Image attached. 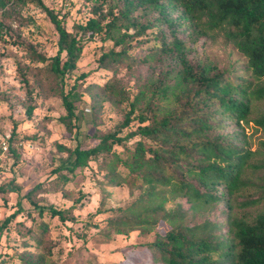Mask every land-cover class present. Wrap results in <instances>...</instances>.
Listing matches in <instances>:
<instances>
[{"label": "trees", "instance_id": "trees-1", "mask_svg": "<svg viewBox=\"0 0 264 264\" xmlns=\"http://www.w3.org/2000/svg\"><path fill=\"white\" fill-rule=\"evenodd\" d=\"M88 1L89 17L75 21L69 29L66 15L50 9L43 0H0L4 17H11L16 6L31 3L52 24L56 36L52 55L18 42L28 50L30 61L40 64L36 69L42 74L37 79L38 95L45 92L44 96L60 97L65 108L60 119L69 132L76 129V138L80 125L74 99L85 102L89 97L90 120L103 102L116 108L123 103L129 106L113 130L95 129V144L78 141L70 147L56 143V150L66 156L56 158L52 174L64 183L77 169L101 156L104 184L126 185L130 192L138 189V194L125 206L96 212L110 214L106 228L116 234H153L151 241L143 243L153 262L264 264V210L253 216L233 213L235 206L244 208L264 199V184L257 197L237 198L249 184L248 171L264 167V141L260 142L263 158L254 160L260 149L250 148L243 127L250 121L252 102L264 99V0ZM3 32L7 31L0 23V36ZM95 36L112 44L98 57V67L110 74L81 92L77 82L70 84L69 76L84 46ZM217 37L242 59L218 62L194 55L196 43ZM143 63L150 67L131 95L117 74L123 69L134 71ZM17 68L31 96L33 87L26 72L21 64ZM33 109L29 104L27 114ZM134 119L137 125L131 129ZM253 122L264 130V112ZM15 128L10 131L11 163L5 176L11 179L8 183L5 177L0 180V191L13 183L21 161ZM39 188L38 184L24 195L39 216L46 213L62 224L76 220L72 211L82 205L85 195H78L69 207L57 208L32 199ZM9 189L16 191L11 185ZM176 199L171 207L166 206ZM17 204L18 209L0 223V234L21 212V201ZM32 230L36 231L34 242L43 245L48 224L41 221L26 233ZM51 253L50 247L41 251L25 248L17 258L19 264H46Z\"/></svg>", "mask_w": 264, "mask_h": 264}, {"label": "rangeland", "instance_id": "rangeland-1", "mask_svg": "<svg viewBox=\"0 0 264 264\" xmlns=\"http://www.w3.org/2000/svg\"><path fill=\"white\" fill-rule=\"evenodd\" d=\"M43 2L60 15H66L65 24L69 29L75 21L85 20L90 15L91 4L88 0ZM0 23L7 31L0 36V131H11L13 125H16L21 157L13 183L6 184L4 191H0V223L18 209L17 201H21L22 207L21 212L0 234V264H19L17 255L23 249L41 251L44 247H50L52 251L46 264H159L150 259L148 251L143 247L145 241L152 240L153 234L146 237L138 235L137 231L125 235L116 234L106 228L110 214L96 212L98 208L125 206L138 194V189L130 192L126 185L104 184V171L99 169L101 156L91 160L87 167L77 169L73 177L67 178L64 183L51 172L57 165L56 158L66 156L56 150V143L70 147H74L78 141L82 145L95 144V129L113 130L122 121V112L129 109L128 104L123 103L121 108H116L108 102H103L95 118L90 120L89 97H85V102L74 99L80 125V134L76 138V129L69 132L60 119L65 114L60 97L51 94L44 96L45 92L38 95L37 79L42 74L39 75L36 69L40 64L31 62L28 50L18 42L32 44L46 56L52 55L55 52L53 42L56 36L48 17L40 7L30 3L16 6L11 17H4L0 10ZM111 46L109 41H100V36H95L93 41L86 44L76 68L69 76L70 84L77 82L78 90L83 92L90 83H102L110 72L98 67V57ZM194 46L196 57L208 56L218 62L242 59L231 45L224 44L221 37L205 44L200 41ZM18 64L25 70L33 87L31 96L21 80ZM148 67V63H143L137 65L134 71L123 69L117 74L120 82L131 91V95L145 78ZM29 104L34 106L31 115L26 112ZM263 112L264 99L254 100L250 121L243 125L250 148L260 149L259 153L254 155V160L263 158L260 142L264 141V130L256 126L253 119ZM135 125L136 119L130 123L131 129ZM114 149L122 152L121 146L115 145ZM119 170H123L122 167H119ZM245 177L249 184L238 193L239 200L255 198L260 194L261 184H264V167L255 172L249 170ZM5 178V183H8L11 175ZM38 184L40 188L31 194L32 199L57 208L69 207L78 195H85L81 200L82 205H76L72 211L76 220L62 224L46 213L39 216L38 210L34 209L24 196ZM10 185L16 187V191H11ZM176 201L178 199L168 202L166 206L171 207ZM182 201L186 205L184 200ZM262 210L264 199L244 208L235 206L233 213L238 216L244 213L253 216ZM41 221L48 224L49 235L43 245H37L32 236L36 231L26 233V230L34 229ZM164 228L167 227H161Z\"/></svg>", "mask_w": 264, "mask_h": 264}, {"label": "built area", "instance_id": "built-area-1", "mask_svg": "<svg viewBox=\"0 0 264 264\" xmlns=\"http://www.w3.org/2000/svg\"><path fill=\"white\" fill-rule=\"evenodd\" d=\"M11 133L10 131H0V180L9 172Z\"/></svg>", "mask_w": 264, "mask_h": 264}]
</instances>
